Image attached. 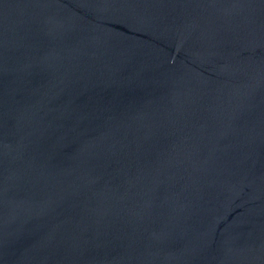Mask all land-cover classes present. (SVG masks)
<instances>
[{"label":"water","instance_id":"obj_1","mask_svg":"<svg viewBox=\"0 0 264 264\" xmlns=\"http://www.w3.org/2000/svg\"><path fill=\"white\" fill-rule=\"evenodd\" d=\"M0 264H264V0H0Z\"/></svg>","mask_w":264,"mask_h":264}]
</instances>
